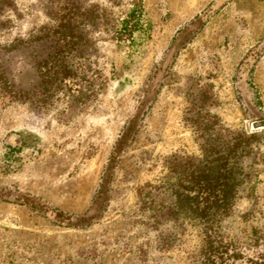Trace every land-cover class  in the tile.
<instances>
[{"label": "rangeland", "instance_id": "1", "mask_svg": "<svg viewBox=\"0 0 264 264\" xmlns=\"http://www.w3.org/2000/svg\"><path fill=\"white\" fill-rule=\"evenodd\" d=\"M55 1L0 0V264H264L235 0Z\"/></svg>", "mask_w": 264, "mask_h": 264}, {"label": "crops", "instance_id": "2", "mask_svg": "<svg viewBox=\"0 0 264 264\" xmlns=\"http://www.w3.org/2000/svg\"><path fill=\"white\" fill-rule=\"evenodd\" d=\"M230 1L231 0H218L217 4L219 6H225ZM234 4L237 14L241 16L240 22L243 25L252 23L254 27L253 29L249 27L248 29L238 31L239 37L242 39L241 41L247 38H255L256 42H254L251 48L244 53L235 74L236 86L239 88L241 96L243 97L241 101L244 103L254 104L256 91L254 89L251 76L253 75L257 65V59H255L254 56H256V53L262 49L264 50V0H235ZM188 33L189 32H182L179 38L173 43L172 49L174 47L177 48L178 45H180L178 40L182 38L183 35L187 36ZM31 229V231H34V228ZM40 231L41 233L49 231V222L46 223L45 227L44 225H42L41 228L38 227L36 232Z\"/></svg>", "mask_w": 264, "mask_h": 264}, {"label": "trees", "instance_id": "3", "mask_svg": "<svg viewBox=\"0 0 264 264\" xmlns=\"http://www.w3.org/2000/svg\"><path fill=\"white\" fill-rule=\"evenodd\" d=\"M56 3L59 2V0H56L55 1ZM41 40H44L46 38L42 37V38H39ZM61 40H57V44L60 43ZM13 42L11 43H5V44H2L0 43V53L3 54L4 51L9 48V47H12L13 48ZM57 67V66H55ZM44 67H39V71H41L40 73V77H41V80L39 82V87H42V86H45L46 84H48V78L46 77L45 73H44ZM46 72V71H45ZM69 71L65 69H57V70H54V78L52 79L53 80V83L56 84L57 87H61V88H64V85H66V81L68 80V77H69ZM71 76V75H70ZM19 96H17L18 98L16 99H19V98H24V99H28L29 100V96H30V91H22L20 93H18Z\"/></svg>", "mask_w": 264, "mask_h": 264}, {"label": "water", "instance_id": "4", "mask_svg": "<svg viewBox=\"0 0 264 264\" xmlns=\"http://www.w3.org/2000/svg\"><path fill=\"white\" fill-rule=\"evenodd\" d=\"M263 123H254L253 125H252V129L253 130H260V129H262L263 128Z\"/></svg>", "mask_w": 264, "mask_h": 264}]
</instances>
